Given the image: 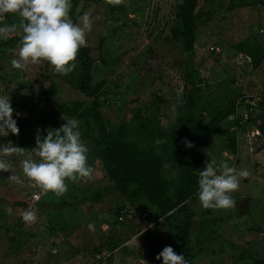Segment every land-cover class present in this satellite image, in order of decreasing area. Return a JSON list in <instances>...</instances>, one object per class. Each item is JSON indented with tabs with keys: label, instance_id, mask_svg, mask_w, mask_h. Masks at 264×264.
<instances>
[{
	"label": "rangeland",
	"instance_id": "rangeland-1",
	"mask_svg": "<svg viewBox=\"0 0 264 264\" xmlns=\"http://www.w3.org/2000/svg\"><path fill=\"white\" fill-rule=\"evenodd\" d=\"M181 1L124 0L121 5L112 6L105 0H83L78 7L77 19L84 12H91L93 20L86 39L93 50V84L104 82L99 98L104 118L114 123L130 122L138 113L157 119L162 129L172 125L173 102L181 94L188 59L180 42L173 40L170 33L179 25L176 14ZM258 1L201 0L195 51L189 56L197 71L196 78L202 80L199 109L214 113L228 105L230 96L236 95L233 91L237 84H241L237 96L241 88L254 92L253 77L264 83V71L253 69L249 59L234 48L242 43H264V4ZM19 20L18 15L7 14L0 18V26L19 25ZM21 36L18 28L9 38L12 42L0 40V96L8 95L10 102L27 103L36 111H50L63 103L75 102L88 107L90 99L75 87L80 72L77 59L75 70L63 76L54 74L47 62L29 65L24 70L12 68L11 60L17 58L13 50ZM101 38L103 42L98 47ZM210 46H218L220 52L211 51ZM51 80L58 85L57 96L51 102H37V92ZM263 87L257 92L264 93ZM254 107L250 112L253 120ZM260 109V116H264L263 101ZM26 115L13 112V119L18 122ZM56 128L46 127L41 139L48 129ZM38 129L34 132L35 141ZM78 131L87 145L80 125ZM35 146L34 143L25 150ZM8 159L21 183H11L7 179L11 172L0 171V264H91L93 247L102 245L107 249L114 243L117 246L112 249V264H163L162 258L156 257L165 246L177 253L170 228L164 226L165 234H160L158 213L142 198L122 199L110 188V181L97 161L88 159L94 169L92 180L66 181L68 191L57 198L52 192L44 194L24 178L20 158ZM252 171L257 176L256 188L251 194L249 184L240 183L239 190L231 195L236 202L234 208L204 209L199 199L193 205L196 218L190 232V247L195 264H251L253 257H264V150L249 166V172ZM175 174L176 170H163L168 179ZM90 188L100 191L103 197L98 202L80 203ZM36 190L37 199L32 195ZM241 195H250L251 199ZM57 203L64 206L58 208ZM121 205L128 211L120 214L122 220H118L115 208ZM27 210L36 212L34 223L22 220V213ZM211 218L219 221L212 222ZM16 228L22 231L20 236ZM17 236L26 242L21 244ZM151 250L157 254L141 259L143 253Z\"/></svg>",
	"mask_w": 264,
	"mask_h": 264
},
{
	"label": "trees",
	"instance_id": "trees-1",
	"mask_svg": "<svg viewBox=\"0 0 264 264\" xmlns=\"http://www.w3.org/2000/svg\"><path fill=\"white\" fill-rule=\"evenodd\" d=\"M82 2L83 0H71L70 17L74 22H77V9ZM201 7V0H182L176 14L179 25L170 30L172 39L180 42L182 51L188 58L181 94L173 102L174 121L170 127L162 129L157 119L143 117L138 113L130 122L114 123L104 118L99 101L104 82L101 80L93 84V50L86 46L80 48L77 56L80 72L75 87L78 93L90 99V105L84 107L81 102L72 105L63 103L50 111H36L27 103L10 102L13 112H25L27 115L17 122L18 135L9 133L7 137L0 136V147L11 143L26 149L35 143L33 136L36 129L39 128L36 132L43 134L46 127L58 128L66 123V119L78 120L87 142L88 159L100 164L104 176L110 181V188L122 199L132 201L142 198L147 206L158 213L160 234H165L162 231L164 226L170 228L177 245V254H183L187 264H195L190 247V232L196 218L193 205L198 202L199 172L203 170L206 162H209L212 144L225 120L234 115V103L237 99L214 113L199 109V84L202 80L196 78L197 71L189 56L195 51ZM12 41L8 39L5 43ZM102 42L103 38L98 47ZM234 48L249 58L253 69L259 67L263 58L261 45L242 43ZM57 94L58 85L56 81L51 80L37 92V102H51ZM257 127L264 137L263 117H260ZM157 140L160 143H157ZM186 142H191L193 146L187 147ZM224 148L232 154L236 153L233 133L228 137ZM165 168L176 170L175 177L166 178L163 175ZM89 190L90 192L79 200L80 203L85 200L98 202L103 197L100 191L94 188ZM55 205L58 208L64 206L60 203ZM124 209L126 213L128 210L124 205L116 207V215L121 216ZM210 221L217 222L219 218H211ZM16 232L19 236L22 234L20 228H16ZM19 236L17 238L22 244L25 238ZM10 239L13 240L12 237ZM116 246L117 243H114L107 249L112 250ZM101 247L102 245H97L92 250L95 253L106 249ZM156 254V250L145 252L141 259H148ZM111 263L112 258L108 264ZM251 264H264V257H253Z\"/></svg>",
	"mask_w": 264,
	"mask_h": 264
},
{
	"label": "clouds",
	"instance_id": "clouds-1",
	"mask_svg": "<svg viewBox=\"0 0 264 264\" xmlns=\"http://www.w3.org/2000/svg\"><path fill=\"white\" fill-rule=\"evenodd\" d=\"M105 3L119 6L124 0H105ZM71 9V0H0V18L7 14L20 18L19 25L0 26V40H8L18 28L22 32L18 47L13 50L17 58L11 60L12 68L24 70L29 65L47 62L54 74L63 76L74 71L80 48L87 46L86 36L92 30L93 20L91 12H84L74 22L70 17ZM13 111L10 97L0 96V136L19 134ZM65 121L59 128L48 129L43 139L38 131L36 146L28 151L18 146L0 147V171L11 172L7 177L11 183H21L8 159L12 156L20 158L19 165L25 179L44 194L52 192L57 198L68 191L66 181L75 183L93 179L94 169L88 164V148L81 140L79 121ZM186 145L193 146L191 142ZM214 164L206 162L199 172V202L204 209L234 208L236 202L230 193L238 191L240 178H247L250 173L221 162L218 174ZM21 218L26 224L34 223L37 215L34 210H27ZM161 258L163 264H187L184 255L177 254L171 246H165L156 257Z\"/></svg>",
	"mask_w": 264,
	"mask_h": 264
},
{
	"label": "crops",
	"instance_id": "crops-1",
	"mask_svg": "<svg viewBox=\"0 0 264 264\" xmlns=\"http://www.w3.org/2000/svg\"><path fill=\"white\" fill-rule=\"evenodd\" d=\"M258 2H261L262 4H264V0H259ZM262 31H263L262 29H259V32H262ZM250 44H252V43H250ZM252 45L253 46L261 45L263 48L262 61L259 65V67L256 68L255 70L259 69V71H264V43L257 41L255 44H252ZM253 79L257 83V84L255 83V85L253 86V87H255L254 88L255 91L254 92H248V91L243 90L241 88V94L238 96H237L238 89H240L241 84H237V82L235 81V83L237 85H236V87H234L235 90L233 92H235L236 95L233 94L232 96H230L231 100L228 103L233 102V100H235L236 98H238L240 96H244L245 98H247V100L249 102V103H247L248 106H250L251 108H252V106H255L254 107L255 118H254V120L249 119V121L244 126L239 127L238 131H236V132L230 131V129H229L230 126L233 124V118L228 117L225 120L224 124L222 125L221 130L218 132V135L212 144V151L210 152V158H209V162H215L214 166L217 167L218 174H219L218 163L220 164L221 162H227L230 167H236L238 170L246 169L249 171V166H251V163L256 161L257 156L260 155L261 150H264V137H263L262 132L259 130V128H258L259 134H254V136H251V134H250V132L252 130H255L256 125H257V121L260 119V117L264 118V116H260V114H263V112L260 109V102L261 101L264 102V93L263 92H257L259 89H262V87L264 86V83L262 81L256 80L254 77H253ZM263 89H264V87H263ZM231 133L234 134L235 141H236V149L237 150H236L235 154H232L228 149L224 148V146L227 144V139L231 135ZM225 150H227V152H228L227 155L222 154V152ZM231 160L232 161L235 160V162L233 163ZM249 173H250V175L247 178H240V183L249 184V187L251 188V190L249 192L252 194V190H254L256 188L255 186L257 185L256 184L257 183V181H256L257 176H256V174H254L253 171H252V173L251 172H249ZM33 193L38 194L37 190H36V192H33ZM33 193H32V195H33ZM244 193H246V192H244ZM232 194H233V192L230 193V195H232ZM236 195H237V193H236ZM38 197H39V195H38ZM250 197H251L250 195H244V196L241 195V198H250ZM35 199H37V198H35Z\"/></svg>",
	"mask_w": 264,
	"mask_h": 264
},
{
	"label": "built area",
	"instance_id": "built-area-1",
	"mask_svg": "<svg viewBox=\"0 0 264 264\" xmlns=\"http://www.w3.org/2000/svg\"><path fill=\"white\" fill-rule=\"evenodd\" d=\"M209 49L211 51H214L215 53L220 52V48L218 46H210ZM248 58V57H247ZM249 59V58H248ZM248 100L244 96H240L236 99L234 103L235 112L232 116L233 118V124L230 126V131H238L239 127L244 126L250 119V112L252 110L251 107L247 106ZM259 123V120L257 121V124ZM251 136H254V134H259L258 127L256 125L255 130H252L250 132ZM223 155H227V150L222 152ZM233 163L235 160L232 161ZM34 198H38V194H33ZM125 213V209L122 210V214ZM146 215V214H145ZM118 220H122V215L117 218ZM112 250L109 249H103L101 251H97L93 254L92 263L91 264H108L109 259L113 257ZM112 264V263H111ZM123 264V263H119Z\"/></svg>",
	"mask_w": 264,
	"mask_h": 264
}]
</instances>
